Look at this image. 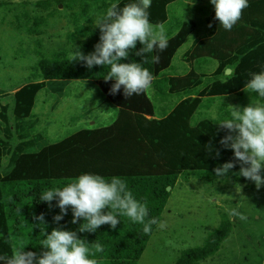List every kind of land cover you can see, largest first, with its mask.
<instances>
[{
    "label": "trees",
    "instance_id": "16d2710c",
    "mask_svg": "<svg viewBox=\"0 0 264 264\" xmlns=\"http://www.w3.org/2000/svg\"><path fill=\"white\" fill-rule=\"evenodd\" d=\"M58 1L70 12L74 30L67 33L68 42L87 38L85 55L95 50L100 42L101 30L92 28V4H95L100 20L112 3L124 5L135 0H38L35 5L50 10ZM176 0H152L150 22L165 24L171 19L176 29L168 36V47L152 53L137 56L143 45L137 42L136 49L121 62L147 63L143 67L153 74L152 85L155 98L168 100L174 95L181 99L169 110L159 114L156 104L146 91L126 97L123 86L116 94L110 89L115 78L105 81L110 66L96 65L88 68L80 60L72 59L75 53L66 49L51 51L45 56L40 48L36 53L40 59L33 66V81L13 93L0 88V98L11 97L13 104L0 103V255L12 254V247H25V251L39 256L45 249L42 241L45 233L53 228L77 231L80 238L95 251V243L103 247L92 257L98 264H138L158 224H153L150 234L143 232L144 225L133 222L125 215L118 216L119 223L113 229L110 224L101 225L95 232H80L83 218L72 223L73 211L69 206L67 214L56 222L60 214L58 198L51 205L40 199L51 189L63 188L83 173L100 174L110 179L121 177L134 197L144 203L149 211L146 218L164 219L163 213L180 176L205 178L213 181L215 169L223 163L233 161L234 150L220 143L228 134L220 128L214 118H205L192 124V118L205 98L229 94L244 95L250 73L264 71V0H249L242 18L229 30H225L215 18V8L207 4L199 6L209 32L197 39L187 50L182 60L196 64L186 73H167L172 67L178 48L191 32L186 20L170 17L169 6ZM28 3V2H25ZM6 4L0 1V7ZM54 14L39 11L31 14L23 11L17 14L18 28L25 27L29 35L39 36ZM81 49V48H80ZM159 55L160 62L152 63V57ZM207 58L217 61L210 74L203 72L202 62ZM194 61V62H193ZM231 69V73L227 72ZM73 79L90 80L100 87L108 105L117 108L116 119L98 127L82 128L55 142L38 129L39 120L34 117L33 108L38 92L47 88L62 96ZM165 98V99H164ZM163 108H165L163 106ZM211 144L209 151L207 145ZM219 150V156L216 155ZM6 160V164L4 163ZM241 164L227 174L236 183L248 185L250 179L237 175ZM168 187H171L168 190ZM108 209H105L107 211ZM44 214L45 223L36 218ZM232 231L231 219L223 214L219 227L211 232L202 245L186 248L177 258L176 264H198L215 255L223 241ZM0 264H3L0 261Z\"/></svg>",
    "mask_w": 264,
    "mask_h": 264
},
{
    "label": "rangeland",
    "instance_id": "374dc122",
    "mask_svg": "<svg viewBox=\"0 0 264 264\" xmlns=\"http://www.w3.org/2000/svg\"><path fill=\"white\" fill-rule=\"evenodd\" d=\"M0 1L6 2L0 7V88L13 93L34 80L33 66L40 59L36 53L38 48L45 56H49L54 49H66L70 53H76L78 48L85 51L89 39L67 40V33L74 30V24L70 12L62 3H54L50 9L54 14L49 18L44 33L34 36L29 35L24 26L18 28L17 14L25 10L33 15L39 11L46 14L50 10L37 7L35 3L38 0ZM202 4L215 8L210 0H176L169 6L170 17L186 20L193 30L178 48L167 73L183 74L198 67L197 63L189 64L182 57L197 39L208 33L209 26L199 11ZM92 9L95 18L92 28H96L101 13L96 10L94 3ZM163 25L168 36L176 29L173 19ZM198 65H203V72L210 74L216 68L217 61L207 58L206 62ZM147 92L159 114H163L164 110L169 111L181 99L178 95L168 100L164 98L165 102L157 99L153 86ZM256 97V93L245 92L241 96L233 93L205 98L193 116L192 124L205 118L219 121L229 119L231 105L244 107ZM1 102L13 104L11 97H2ZM33 114L39 120L38 129L48 135L50 142H55L79 129L112 123L116 119L117 108L106 103L98 84L90 80L73 79L62 96L47 88L41 89L36 97ZM231 209H237L247 219L230 216ZM223 214L231 219L232 231L215 255L198 264H264V185L257 188L252 180L248 185L236 183L229 174L216 177L213 181L193 174L180 176L163 213L161 222L166 227L161 229L158 226L138 264H176L183 250L204 243L206 237L219 227Z\"/></svg>",
    "mask_w": 264,
    "mask_h": 264
},
{
    "label": "clouds",
    "instance_id": "9594fccd",
    "mask_svg": "<svg viewBox=\"0 0 264 264\" xmlns=\"http://www.w3.org/2000/svg\"><path fill=\"white\" fill-rule=\"evenodd\" d=\"M215 6V18L225 30H231L242 18V13L249 6V0H210ZM152 0H135L124 5L112 3L103 17L96 22L101 30L100 42L95 50L85 55L78 48L72 59L80 60L88 68L96 65L110 66V71L104 77L105 81L115 78L110 92L116 94L123 86L124 94L130 97L145 93L154 79L149 69L143 63L136 61L124 63L131 49H136L137 42L143 47L136 52L137 56L152 53L155 50L164 51L168 47V37L163 24L153 25L150 22ZM211 26V25H209ZM152 63H159L160 56L152 57ZM244 91L256 93V99L244 107L231 105V118L220 121L217 125L227 129L228 134L220 143L234 150L233 161L225 162L215 169L217 177H222L235 167L236 161L241 164L237 175L255 182L257 188L264 185V71L250 73ZM209 151L211 144L207 145ZM219 150L216 155L219 156ZM58 198L60 214L54 217L59 222L67 214L69 206L73 211L72 223L80 224V232H95L101 225L110 224L115 229L119 223L118 216L125 215L133 222L144 225L143 232L150 234L153 224L163 229L166 225L156 218L147 219L149 211L144 203L138 201L128 190L126 182L119 176L110 179L100 174L83 173L68 183L65 187L44 192L40 199L51 205ZM105 209H108L105 211ZM230 216H238L241 220L247 217L237 209L229 211ZM45 223L44 214L36 218ZM42 246L45 249L39 256L36 252L25 251V247H12V254L0 255L3 264H98L92 257L96 252H102L103 247L95 243L94 249L86 244L85 239L78 236L77 231L63 228H53L51 233H45Z\"/></svg>",
    "mask_w": 264,
    "mask_h": 264
},
{
    "label": "water",
    "instance_id": "95a60500",
    "mask_svg": "<svg viewBox=\"0 0 264 264\" xmlns=\"http://www.w3.org/2000/svg\"><path fill=\"white\" fill-rule=\"evenodd\" d=\"M227 72L230 73L231 72V69H227ZM171 187H168V190H170Z\"/></svg>",
    "mask_w": 264,
    "mask_h": 264
},
{
    "label": "crops",
    "instance_id": "0c3cea01",
    "mask_svg": "<svg viewBox=\"0 0 264 264\" xmlns=\"http://www.w3.org/2000/svg\"><path fill=\"white\" fill-rule=\"evenodd\" d=\"M192 30H193V29L191 28V32H192ZM191 32H190V33H191ZM208 32H209V30H208ZM190 33H189V34H190ZM186 38H187V37H186Z\"/></svg>",
    "mask_w": 264,
    "mask_h": 264
}]
</instances>
